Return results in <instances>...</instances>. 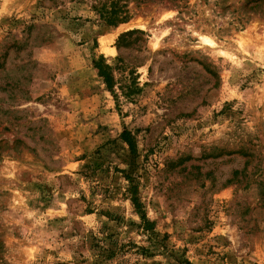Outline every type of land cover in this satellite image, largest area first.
Instances as JSON below:
<instances>
[{"label":"rangeland","instance_id":"1","mask_svg":"<svg viewBox=\"0 0 264 264\" xmlns=\"http://www.w3.org/2000/svg\"><path fill=\"white\" fill-rule=\"evenodd\" d=\"M110 1L0 0V264H264V0Z\"/></svg>","mask_w":264,"mask_h":264},{"label":"trees","instance_id":"2","mask_svg":"<svg viewBox=\"0 0 264 264\" xmlns=\"http://www.w3.org/2000/svg\"><path fill=\"white\" fill-rule=\"evenodd\" d=\"M93 8L106 26L116 27L120 24L127 23L131 18L127 6L121 4L119 0L102 2L97 6H93ZM146 37L147 35L143 31L132 29L121 33L115 40L114 47L118 52V56L115 60L117 62V68L122 71V73H125V76H120V79H123L124 82L126 81L125 83L118 82V80L115 79L113 68L106 64L102 57L92 60L93 68L96 70L98 77L104 85L105 91L112 97L117 109L121 97L126 101H132L133 97L140 92L136 69L141 66L140 64L126 62V59L122 58L119 53L122 49L133 48L137 43L145 44ZM116 90L120 91L121 95H118ZM121 139L127 144L131 155H135V142L125 129L121 133ZM132 203L140 215L143 226L151 227L143 211L140 210V204L135 197L132 199ZM147 229L148 228H146V230Z\"/></svg>","mask_w":264,"mask_h":264},{"label":"bare ground","instance_id":"3","mask_svg":"<svg viewBox=\"0 0 264 264\" xmlns=\"http://www.w3.org/2000/svg\"><path fill=\"white\" fill-rule=\"evenodd\" d=\"M203 41H204V44L207 47L213 48L215 46V44L213 42H210V41H207V40H203Z\"/></svg>","mask_w":264,"mask_h":264}]
</instances>
